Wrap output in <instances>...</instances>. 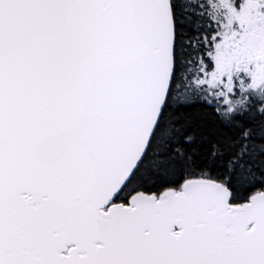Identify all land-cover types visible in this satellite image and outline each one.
I'll list each match as a JSON object with an SVG mask.
<instances>
[{
  "label": "snow or ice",
  "instance_id": "snow-or-ice-1",
  "mask_svg": "<svg viewBox=\"0 0 264 264\" xmlns=\"http://www.w3.org/2000/svg\"><path fill=\"white\" fill-rule=\"evenodd\" d=\"M0 264H264V0H0Z\"/></svg>",
  "mask_w": 264,
  "mask_h": 264
}]
</instances>
